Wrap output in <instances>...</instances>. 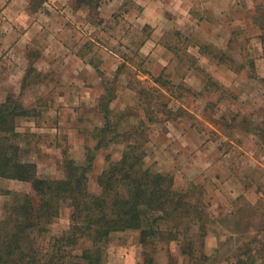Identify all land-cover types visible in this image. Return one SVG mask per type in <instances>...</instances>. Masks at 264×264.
Listing matches in <instances>:
<instances>
[{
    "label": "rangeland",
    "instance_id": "rangeland-1",
    "mask_svg": "<svg viewBox=\"0 0 264 264\" xmlns=\"http://www.w3.org/2000/svg\"><path fill=\"white\" fill-rule=\"evenodd\" d=\"M173 1L0 0V106L25 110L8 142L42 179L91 157L95 195L98 176L136 146L146 167L199 197L207 264H264V0ZM30 192L0 178V220ZM69 215L63 204L35 246L50 253ZM247 247L262 250L254 263ZM154 250L155 264L186 263L176 242ZM101 264H142L138 232L112 234Z\"/></svg>",
    "mask_w": 264,
    "mask_h": 264
},
{
    "label": "trees",
    "instance_id": "trees-1",
    "mask_svg": "<svg viewBox=\"0 0 264 264\" xmlns=\"http://www.w3.org/2000/svg\"><path fill=\"white\" fill-rule=\"evenodd\" d=\"M112 100L104 94L99 101L104 127L109 124L107 105ZM24 115L25 110L18 106H0V178L27 183L31 189L29 194H14L13 203L0 220V264H101L110 236L125 231L138 232L142 264H155L156 244L171 242L178 244L185 264L209 262L210 257L203 253L208 223L192 187L176 191L172 177L151 171L145 166V152L130 144L120 159L98 176L96 195L87 189L91 157L84 167L64 161L61 179L39 178L36 165L21 160L18 146L8 142L17 135L15 119ZM105 132L106 128L97 132L95 149L106 145ZM63 204L70 209L69 229L53 239L50 253L43 252L35 246V237L58 217ZM80 241H87L89 247L79 256L71 255L70 250ZM58 244L62 246L58 248ZM259 251L247 247L244 255L254 263ZM169 264H176L172 257Z\"/></svg>",
    "mask_w": 264,
    "mask_h": 264
},
{
    "label": "crops",
    "instance_id": "crops-1",
    "mask_svg": "<svg viewBox=\"0 0 264 264\" xmlns=\"http://www.w3.org/2000/svg\"><path fill=\"white\" fill-rule=\"evenodd\" d=\"M204 1H205V0H204ZM225 2H226V0L223 1V4H225ZM174 3H181V5L179 4V7H180V6L182 7V5H183L182 0H174L172 4H174ZM169 6H170V5H169ZM224 8H225V7H224Z\"/></svg>",
    "mask_w": 264,
    "mask_h": 264
}]
</instances>
